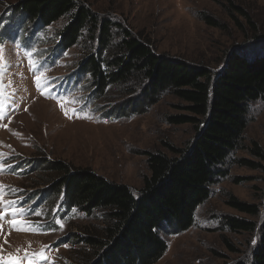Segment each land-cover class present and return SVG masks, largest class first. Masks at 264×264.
Returning a JSON list of instances; mask_svg holds the SVG:
<instances>
[{"label": "rangeland", "instance_id": "rangeland-1", "mask_svg": "<svg viewBox=\"0 0 264 264\" xmlns=\"http://www.w3.org/2000/svg\"><path fill=\"white\" fill-rule=\"evenodd\" d=\"M76 1L101 19L140 33L158 54L190 66L216 72L231 49L244 51L250 59L264 53V41L259 42L264 38L250 41L253 35L264 37V0ZM20 2L0 0V188L3 200L13 202L4 207L24 210L16 213V227L9 223L12 216L0 219V264H73L76 245L68 236L97 227L98 222L77 209L69 210L60 193L56 199L50 197L49 186H39L44 162L59 160L75 168H90L136 194L149 177L147 154L178 157L194 142L195 127L171 123L172 117L189 113L184 109L187 104L169 93L161 94L153 104L140 100V89L128 95L117 90L98 95L90 75L79 65L84 39L58 56L54 46L66 20L44 29L31 26L8 12ZM204 18L221 27L206 24ZM29 53L38 61L35 68L29 65ZM39 64L44 71L41 87L34 80ZM64 101L71 103H63L62 108ZM246 119L241 145L222 166L225 176L196 210L193 226L178 231L163 225L158 232L167 251L156 264L248 260L258 232H230L224 220L262 222V216L240 214L226 202L229 195L251 205L262 202L264 161L250 149L256 143L264 152V101L249 104ZM38 153L45 156L38 157ZM240 161L256 167L250 169Z\"/></svg>", "mask_w": 264, "mask_h": 264}, {"label": "trees", "instance_id": "trees-1", "mask_svg": "<svg viewBox=\"0 0 264 264\" xmlns=\"http://www.w3.org/2000/svg\"><path fill=\"white\" fill-rule=\"evenodd\" d=\"M15 9L8 12L41 29L66 20L54 48L63 54L84 39L79 65L90 75L98 95L106 96L109 90L128 95L140 89L144 103L153 104L161 94L169 93L187 104L184 109L189 115L170 121L192 124L194 142L175 158L147 154L149 177L136 194L90 168H75L65 161H45L38 176L39 186H49L50 197L56 199L60 193L69 210L77 209L98 222L97 227L68 236L76 245L73 264H156L167 251L158 232L163 225L178 231L193 226L196 210L225 176L222 166L241 145L248 105L264 101V53L250 59L244 51L231 49L221 69L214 72L158 54L140 33L109 18L101 19L76 0H21ZM204 19L210 26L221 27ZM261 38L253 35L250 41ZM250 151L264 161V152L256 143ZM239 164L256 167L250 161ZM226 203L240 214L262 216L260 224L225 217L230 232H258L248 260L236 264H264V196L260 205L230 195Z\"/></svg>", "mask_w": 264, "mask_h": 264}, {"label": "snow or ice", "instance_id": "snow-or-ice-1", "mask_svg": "<svg viewBox=\"0 0 264 264\" xmlns=\"http://www.w3.org/2000/svg\"><path fill=\"white\" fill-rule=\"evenodd\" d=\"M29 65L32 67H36L35 62L31 59V53H29ZM34 80L37 84V87H41L42 86V80H43V73H40L39 75L34 77ZM63 103H71V101H64L61 103V107L63 108ZM74 111V110H73ZM65 115H68L67 111L65 112ZM2 170V169H0ZM13 202H6L3 200V192H2V188H0V219H3L5 217V215H10L13 217L12 220L9 221L10 224H12L13 227H16V213L18 212H23V209H11L9 210L8 208L4 207L5 204H11ZM22 223V221H21ZM18 230H24V229H18ZM34 256L39 255L41 259H47L45 256H43L42 254H38V253H34ZM25 258H27V253L25 254ZM16 264H19V262L17 261Z\"/></svg>", "mask_w": 264, "mask_h": 264}]
</instances>
